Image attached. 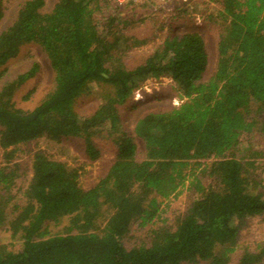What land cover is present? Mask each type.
I'll use <instances>...</instances> for the list:
<instances>
[{
	"label": "trees",
	"instance_id": "obj_1",
	"mask_svg": "<svg viewBox=\"0 0 264 264\" xmlns=\"http://www.w3.org/2000/svg\"><path fill=\"white\" fill-rule=\"evenodd\" d=\"M211 1L223 25L215 48L199 30H176L182 8L142 55L129 53L155 34L134 33L146 16L122 15L115 0L17 4L0 27V65L34 44L53 82L32 106H18L14 94L40 63L12 78L0 73V264L264 263V237L233 256L241 225L264 223V0ZM159 77L181 102L137 107L128 129L120 106ZM81 97L97 103L79 112ZM37 135L80 139L91 159L94 139L117 153L83 188L78 168L42 149L21 169L15 154ZM183 187L194 197L168 222L162 200Z\"/></svg>",
	"mask_w": 264,
	"mask_h": 264
},
{
	"label": "rangeland",
	"instance_id": "obj_2",
	"mask_svg": "<svg viewBox=\"0 0 264 264\" xmlns=\"http://www.w3.org/2000/svg\"><path fill=\"white\" fill-rule=\"evenodd\" d=\"M20 1L21 0L4 1V5H6L7 9H3L0 27L6 24L15 14L17 4ZM53 1L54 0H46V3L47 5H51ZM128 3L129 2H116L122 15L130 13V10L133 9L135 14H137L135 18L142 15L146 16L145 21L138 23L139 25L134 30V33L138 35L145 33L148 37L153 33L155 34V37L146 42V44L132 49L129 53L130 55H142L152 50L166 34V29L160 30L158 26L163 20H168L173 15H176V12L182 8L187 10L182 16L179 15V17L176 18L177 20L175 19L178 23L176 30H199L204 34L205 39L209 41L211 48H215L218 35L223 25L217 13L219 6L211 0L175 1L164 5L148 3L130 5ZM191 8L193 10H191ZM186 18L187 20L185 21ZM33 62L40 63V68L37 69L33 77L23 82L14 94L13 100L18 106H32L41 98L42 94L52 87L53 72L48 65L45 55L38 46L34 44L23 45L16 56L0 65V73L6 71V78H12L16 74L28 69ZM31 89L33 90L31 95L25 100L24 96ZM180 102L179 96L174 91L173 83L168 77H159L157 79L148 78L133 92L131 101L120 106L122 122L130 129L131 115L133 110L137 107H143L144 110H158L166 108V106L176 105ZM96 103V99L81 97L76 100L75 106L79 112H88ZM254 141L258 142L257 139ZM82 143L80 139L72 138L63 139L61 142H54L46 140L43 135H37L35 138L20 145L21 151L16 152V160L20 161L21 169L25 171V164L29 157V153L37 148L45 150L51 157L64 161L71 167L78 168L79 185L83 188H87L105 172L109 163L113 161L117 153V148L104 140L94 139V146L98 154L91 159L83 152ZM262 162L263 164L261 165L264 167V160ZM259 176L262 178L260 179L261 182L264 183V170L259 173ZM262 190L264 192V186ZM193 197L194 193L183 187L178 191L176 196L162 200L161 208L164 209L163 216L170 222L173 220L176 213L179 214L185 211ZM52 229L54 228L52 227ZM263 237L264 223L262 218L256 216L248 219L239 229L238 248L236 249V253H233V256L244 246L250 248L254 247Z\"/></svg>",
	"mask_w": 264,
	"mask_h": 264
},
{
	"label": "built area",
	"instance_id": "obj_3",
	"mask_svg": "<svg viewBox=\"0 0 264 264\" xmlns=\"http://www.w3.org/2000/svg\"><path fill=\"white\" fill-rule=\"evenodd\" d=\"M175 1H186V0H116L118 3L129 2L130 5H141V4H159L164 5Z\"/></svg>",
	"mask_w": 264,
	"mask_h": 264
}]
</instances>
